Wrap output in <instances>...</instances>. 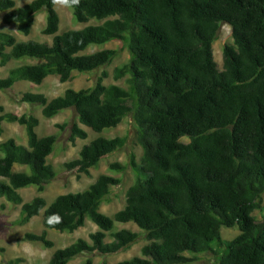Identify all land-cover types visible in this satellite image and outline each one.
Listing matches in <instances>:
<instances>
[{"label":"trees","instance_id":"trees-1","mask_svg":"<svg viewBox=\"0 0 264 264\" xmlns=\"http://www.w3.org/2000/svg\"><path fill=\"white\" fill-rule=\"evenodd\" d=\"M62 4L76 23L84 24L81 29L56 34L53 0H31L20 7L13 0H0L3 25L27 36L35 16L44 11L40 34L51 36L49 43L19 42L0 32V67L21 58L36 61L10 69L0 78V91L17 81L39 85L53 75L65 83L72 72L91 73L107 65L115 51L84 53L88 47L123 43L129 58L111 75L115 81L126 77L127 89L104 85L107 74L100 71L89 88H68L51 99L23 92L18 101L38 106L45 119L72 110L75 122L66 138L71 145L86 139L81 126L100 133L131 114L141 154L137 161L130 155L126 164L107 165V171L122 174L128 168L133 176L122 208L112 216L99 212L98 205L121 178L106 174L80 192L57 195L46 206L39 194L55 177L46 157L56 136H36V117L0 107V123L17 124L25 137V146L11 138L0 142V198L19 206L12 225H24L41 212L42 231L24 232L20 240L51 248L45 230L72 233L88 219L96 230L87 240L79 238L54 250L45 263L67 264L82 254L107 256L126 249L138 233L111 229L113 223H132L146 243L139 256L115 264H192L205 253L213 254L212 264H264V0ZM90 21L93 24H87ZM221 25L228 26L231 42L222 46L218 68L211 44ZM55 127L62 132L65 124ZM125 140L96 137L62 167L88 176L89 169L119 151ZM13 165L22 169L13 171ZM30 186L37 195L23 202L17 191ZM255 210L259 219L252 216ZM221 227L235 228L237 234L224 240ZM108 232L110 242L105 243Z\"/></svg>","mask_w":264,"mask_h":264},{"label":"rangeland","instance_id":"rangeland-1","mask_svg":"<svg viewBox=\"0 0 264 264\" xmlns=\"http://www.w3.org/2000/svg\"><path fill=\"white\" fill-rule=\"evenodd\" d=\"M13 1L16 7H20L31 0ZM53 9L58 17L57 35L67 30L81 29L84 26V24H78L73 20L70 9L64 6L60 0H53ZM44 16V11H40L35 16L33 25L27 36L17 33L13 26L3 25L1 22L0 32L13 35L16 41L19 42L32 40L37 43H49L51 36H44L40 34V29L44 23ZM87 24L93 23L90 21ZM230 42L231 38L228 26L221 25L216 33L214 41L211 44L213 60L218 68H220L221 65V48L224 44ZM100 49H113L115 51L113 59L104 67L86 74L72 72L71 79L65 83H59L57 77L53 75L45 77L39 85L26 81H17L10 89L0 91V107L3 109V112H10L15 115L25 113L36 117L38 119V125L34 129L36 136H56V142L53 149L46 157V163L52 167L55 177L45 186L43 192L39 194L44 199L46 206L57 195L69 192H80L86 189L98 175L106 174L121 178L120 184L111 188L106 200L101 201L98 205V211L110 217L114 212L122 208L124 191L132 183L133 176L128 168L122 174L107 171V165L112 162L126 164L130 155H132L135 161H137L141 154L140 148L135 140V131L133 128L131 114L125 116L116 127L103 130L100 133H93L89 129L81 126V128L86 132V139L75 140L74 144L71 145L66 138L69 125L75 122L72 110H63L58 112L52 118L45 119L41 117L39 112L40 108L38 106L22 104L18 101L21 93L23 92L42 94L48 99H51L61 95L62 92L68 88L73 90L89 88L92 86L100 71H104L107 74V77L103 79L104 85L113 84L127 89V85L124 82L126 77L115 81L112 79L111 75L112 70L115 67H120L127 62L129 53L126 45L120 42H108L102 46H90L84 51V53H91ZM35 62L36 61L27 58L10 60L4 66L0 67V78H4L7 72L16 66L27 63L33 64ZM56 124H65L64 131L60 132L55 127ZM0 131V142L11 138L16 144L25 146L23 130L17 124L1 122ZM115 136L125 137L126 140L124 146L112 155L101 159L95 168L89 169L88 176L78 174L75 171H66L62 167L63 163L76 158L77 152L82 145L88 143L96 137L112 138ZM20 169H22V167H19L18 165L12 166L13 171ZM17 192L23 202H28L33 196L37 195L34 187L31 186L19 189ZM18 212L19 206L11 205L0 198V248L2 249V252H0V264H5L6 261L16 258L22 260L17 264H45L54 250L64 248L79 238L87 240V235L96 230V227L88 219L84 220L82 227H79L72 233H58L53 230H45L46 238L50 240L53 245L51 248H44L40 244L23 242L20 240L24 232L38 234L42 231L43 228L40 221L41 212L39 215L29 219V221L24 225H12V222L18 217ZM252 216L255 219H259L260 212L255 210L252 212ZM119 229H127L138 233L136 240L126 249L107 256L82 254L69 260L67 264H80L85 258H89L91 260V264H97L99 262H104L105 264H115L117 262L139 256L140 248L146 243L143 233H140L132 223H113L111 232ZM111 232L106 233L104 239L105 243L110 242ZM219 233L222 239L230 240L237 234V230L235 228L227 229L221 227L219 229ZM212 260L213 254L205 253L199 255L197 257V261L192 264H212Z\"/></svg>","mask_w":264,"mask_h":264},{"label":"clouds","instance_id":"clouds-1","mask_svg":"<svg viewBox=\"0 0 264 264\" xmlns=\"http://www.w3.org/2000/svg\"><path fill=\"white\" fill-rule=\"evenodd\" d=\"M61 3H67L68 0H60ZM77 2V0H73V3Z\"/></svg>","mask_w":264,"mask_h":264}]
</instances>
